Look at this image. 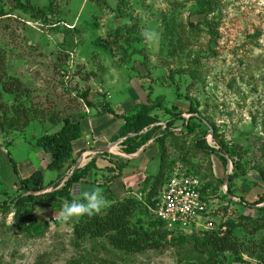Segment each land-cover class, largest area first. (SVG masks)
<instances>
[{
	"label": "rangeland",
	"instance_id": "obj_1",
	"mask_svg": "<svg viewBox=\"0 0 264 264\" xmlns=\"http://www.w3.org/2000/svg\"><path fill=\"white\" fill-rule=\"evenodd\" d=\"M30 1L48 7L52 0ZM109 3L111 8L99 7L91 0H54L58 14H50V22L44 23L16 8L13 0H0V49L5 55V69L29 88L25 100L22 97L15 102L10 95L4 100L10 105L25 103L44 110L40 121L19 131L9 128L0 110V169L11 158L15 163L31 160L41 167L37 138L60 128L65 118L80 115L87 98L104 103L112 96L113 106L128 101L130 114L139 111L144 102L152 101L157 107L163 103L191 123L189 130L178 120L172 134L165 137L168 163L180 161L176 166L199 178L201 187L207 189L203 197L213 212L210 217H216V229L235 233L244 241L245 249L247 245L253 247L255 241L264 248V231L251 237L236 226L240 216L253 217L257 208L264 206L254 204L264 195V0H219L216 12L207 18L198 14L200 0ZM133 19L141 41L129 47L123 42L127 38L124 32L121 42L114 43L118 27L133 23ZM204 21L212 22L214 31L205 24L198 26ZM145 32H153L155 37L149 41ZM193 68L195 78L189 72ZM176 90H180V97ZM191 105L197 113L192 112ZM155 113L168 123L170 118L164 110L158 108ZM164 126L158 135H163L167 124ZM215 133L242 155L235 167L229 156L231 169L196 147V140L203 137L220 150ZM116 142L111 141L113 153L120 159L130 157ZM162 151L159 146L158 163L148 167L152 176L159 170ZM229 170L228 194L240 200L225 198ZM54 174L48 170L45 178ZM232 175L236 177L233 183ZM12 185L9 179L3 183L0 178V264L202 263L190 244L127 253L113 248L105 238L77 239L73 227L81 215L59 216L61 206L43 207L34 213L31 208L18 210L11 204L18 195V187ZM150 186L137 187L132 194L141 197L140 192H148ZM109 204L106 202L102 209ZM145 219L146 228L160 227L151 226L153 221ZM45 222L49 227L42 236H35L33 226ZM175 230L188 235L207 231L205 225L187 233ZM173 236L179 234H170L169 239ZM253 253L244 250L242 262L228 253L227 262L264 263L262 249Z\"/></svg>",
	"mask_w": 264,
	"mask_h": 264
},
{
	"label": "trees",
	"instance_id": "obj_2",
	"mask_svg": "<svg viewBox=\"0 0 264 264\" xmlns=\"http://www.w3.org/2000/svg\"><path fill=\"white\" fill-rule=\"evenodd\" d=\"M13 1L15 2L16 8L29 14L33 19L41 20L44 23L50 22L49 19H47L49 15L58 14L59 10H56L54 0L51 1L48 7H39L33 4L30 0ZM91 1L99 7L111 8L109 0ZM122 1L124 0H119L120 3H122ZM218 2L219 0H200L198 14L204 15L207 18L216 12ZM117 10L119 12V9ZM132 22L133 23L131 24L118 27L114 43L121 42L124 32L127 33V38H125L123 42H128L129 47L133 46V42L136 43L141 41L140 39L142 38L139 37V32L137 31L138 23H135L136 19H133ZM202 24L207 25L210 31H214V25L212 22H200L198 26H201ZM192 27L193 30H196L194 24ZM134 52L140 53L141 50H134ZM189 72L194 78L197 75V71L194 68ZM28 91L29 88L21 79L11 76L6 72L5 55L2 53V49H0V110L3 112L4 121L8 122L9 128L14 131L24 130L30 126L33 121H40L44 115L43 109L33 108V106L28 107L25 103L10 105L4 100L6 95H10L14 97L15 102H18L22 97L24 99V97L27 96L25 93ZM176 93L178 97L181 96L180 90H176ZM83 97L86 98L87 94ZM86 102L88 106L96 107L92 102L88 100ZM150 103L151 104L149 105H142L139 111L127 116H119L114 112L110 105L106 103H104L99 109L100 114L112 113L123 119V124L113 140L117 141L120 138L127 137L121 142L122 151L125 154L131 155L137 153L151 140H154V145H158V147L160 146V148H162L163 151L161 154L159 170L155 176H151L147 179L143 186V188H147V185L150 184V189L148 192L141 191V197H136L137 194L135 196L132 194L133 192L123 198L116 197L111 185L113 181L120 176L126 165L124 164V161L121 163L113 161L112 167L106 169L108 173H110L109 181H104V179H94L93 181L99 186V190H102L105 201L110 204L99 213L81 215L78 222L73 227L74 236L80 240L86 238H105L113 248L127 253H138L168 245L184 248L190 244L191 248L200 256L201 264H228V253L233 254L236 256L237 261L242 262L241 254L244 250L249 252V254H254L253 252H257V249H262V251H264V248L262 247L263 245L260 242L257 243V241L253 242L254 245H251L253 247L247 245V248L245 249L244 241H241L239 237L231 231L223 233L219 229H213L204 231V235H188L179 230L172 231L166 227L164 222L154 215L152 208L155 206L156 200L162 193L166 183L175 170L176 164L180 162L175 161L174 163H168L164 150L165 137L172 134V130H174L173 127L178 120L181 119L185 124V127H188L189 130H191V123L187 122L184 118H181V113H174L172 109L163 103H159L160 107H157L156 103H152V101ZM158 108L164 110L170 118L167 119L169 122L163 131V135H158V132L162 129L161 125L151 128L153 124L161 122L156 114H154V111ZM11 111L12 115H9V112ZM192 112L197 113L198 111L192 108ZM61 123L62 125H60V128L53 132H46L37 139L38 146L41 147L45 153L52 156V161L49 164V169L51 170H61L65 168L68 163H74L73 143L83 135L81 124L74 122L71 118H65ZM145 129L149 130L145 133H141ZM129 134L135 135L130 137L128 136ZM215 137L216 140H219L220 142V150L209 145L203 137L196 140V147L207 155H215L225 166L228 163L227 156H229L235 167V165L240 162V157H242V155H240L236 149L228 147L219 139V136L216 135V133ZM11 162L13 163L15 173L20 180L18 195L16 194L17 196L11 204H14L18 210L31 208L33 213L39 208H59V206L64 207L73 200H82L83 198L78 199L74 197L73 188L76 184L84 180L92 170L97 168L95 159H93L85 167L77 169L72 175L68 176L67 180L65 179L67 178V175L64 173L56 180L45 184L44 176L41 171H37L30 179H23L12 158ZM69 170H71V166L68 168V171ZM117 171L118 174L114 175ZM236 173L238 172L236 171ZM235 178L236 177L233 175L230 177L231 183L234 182ZM49 188H51L52 191L48 192ZM201 191L204 196L207 189L202 188ZM13 192H16V190H13L12 193ZM224 195L225 198L230 199L227 194ZM242 202H244L243 199ZM263 203L264 195H262L254 204L258 205ZM256 211L257 213L253 217L245 215L240 216V222L236 225L237 227L246 230L251 237H255L259 232L264 231V206L257 208ZM145 217H148L149 220L153 221V223H150L151 226L158 225L160 227H152V229L146 228ZM48 227L49 223L45 222L42 223V225H38V223L35 224L32 229L34 235L40 237ZM173 233H178L179 236H173V238L169 239V235Z\"/></svg>",
	"mask_w": 264,
	"mask_h": 264
},
{
	"label": "crops",
	"instance_id": "obj_3",
	"mask_svg": "<svg viewBox=\"0 0 264 264\" xmlns=\"http://www.w3.org/2000/svg\"><path fill=\"white\" fill-rule=\"evenodd\" d=\"M88 101L92 102L96 107H90L85 105L86 109H84L80 115L74 116L71 118L74 122H78L81 124L83 128V135L78 140L74 141L73 148H74V163H68L65 168L61 170H51L49 169V164L52 161V156L45 153L41 147L38 146L36 142V150L37 155L40 157L42 161L41 167L37 168L35 163L31 160H26L22 163H16L18 171L23 179H30L33 174L37 171H41L44 176L45 184L50 183L51 181L56 180L60 175L66 174L70 176V173L75 169L78 164H80L79 168L85 167L88 163H90L93 159H95L97 168L92 170L89 175L82 180L80 183L76 184L73 188V195L75 198H83V192L89 191L92 189H100L98 185H96L93 181L94 179H104V181H109L110 173L106 170L108 167H112L113 161L122 162L124 161L126 167L123 172L118 176L112 183L111 188L115 193L116 197L123 198L131 194L135 188H143L147 179H149L153 172L148 170V167H151L152 163H158V154H159V147L158 145H154V140H151L148 144L143 146L137 153L131 154L127 156L126 159L118 158L114 153L113 149L115 148L111 141L119 132L123 119H121L122 115H130V109L128 104L129 102H120V106H113L112 103V96L108 97L109 101H104V103L110 105V107L114 110L116 114L119 116L112 114V113H105L100 114L99 109L104 104L102 101H92L87 99ZM151 102V101H150ZM103 103V104H102ZM87 104V102H86ZM101 104V105H100ZM151 104V103H149ZM144 102L143 105H149ZM158 113V112H157ZM154 111V114H157ZM169 122V121H168ZM167 124L165 121H161L155 123L151 126H162ZM150 128V129H151ZM149 129H145L141 133L147 132ZM131 135V134H129ZM128 135V136H129ZM135 134H132L134 136ZM131 137V136H130ZM38 139V138H37ZM126 138H120L117 140L116 143H120ZM109 148V149H108ZM122 149V146L120 147ZM119 160V161H118ZM221 163V161L218 159ZM228 164V163H227ZM71 166V170L68 171V168ZM78 168V169H79ZM5 169V170H4ZM9 171V174H4L5 171ZM55 171V174L50 178H45L46 171ZM64 170V171H63ZM67 171V172H66ZM155 172V171H154ZM118 174V171L115 172L114 175ZM0 178L1 182L5 183L6 180H10V183L13 184L12 186H20V180L18 175L15 173L13 163L11 159L6 163L4 168L0 169ZM5 180V181H4ZM4 185V184H3ZM6 186V185H5ZM7 187V186H6ZM225 194L228 195L229 198L232 200H240V198L236 196H230L228 194V184L225 186ZM122 195V197H119ZM241 197V196H239ZM208 207H210L208 201H206ZM41 209V208H39ZM210 210V209H209ZM210 213H213L210 211ZM215 217V216H214ZM216 220V217H215ZM214 220V221H215Z\"/></svg>",
	"mask_w": 264,
	"mask_h": 264
},
{
	"label": "built area",
	"instance_id": "obj_4",
	"mask_svg": "<svg viewBox=\"0 0 264 264\" xmlns=\"http://www.w3.org/2000/svg\"><path fill=\"white\" fill-rule=\"evenodd\" d=\"M201 185L198 177L177 165L152 208L154 215L169 230L180 229L187 233L199 225H205L206 230L216 229Z\"/></svg>",
	"mask_w": 264,
	"mask_h": 264
},
{
	"label": "clouds",
	"instance_id": "obj_5",
	"mask_svg": "<svg viewBox=\"0 0 264 264\" xmlns=\"http://www.w3.org/2000/svg\"><path fill=\"white\" fill-rule=\"evenodd\" d=\"M144 35L149 41L155 37V33L153 32H145ZM105 203L106 201L102 192L94 188L84 191L82 200H73L71 203L66 204L59 216L69 218L85 214L92 215L93 213H99Z\"/></svg>",
	"mask_w": 264,
	"mask_h": 264
},
{
	"label": "water",
	"instance_id": "obj_6",
	"mask_svg": "<svg viewBox=\"0 0 264 264\" xmlns=\"http://www.w3.org/2000/svg\"><path fill=\"white\" fill-rule=\"evenodd\" d=\"M129 136H132V134L131 135H129ZM124 138H127V137H124ZM119 143V142H118ZM109 149V148H108ZM228 168L229 169H231V167H232V162H231V160L228 158ZM79 166H80V164H78V166H76L75 167V169L70 173V175H72L78 168H79ZM229 176H230V170L228 171V173H227V177H226V180H225V185H227L228 184V181H229Z\"/></svg>",
	"mask_w": 264,
	"mask_h": 264
}]
</instances>
